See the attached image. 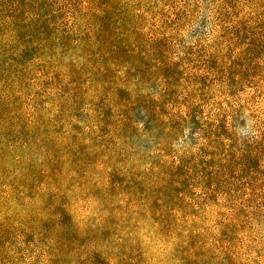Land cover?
I'll return each instance as SVG.
<instances>
[{
  "label": "rangeland",
  "instance_id": "obj_1",
  "mask_svg": "<svg viewBox=\"0 0 264 264\" xmlns=\"http://www.w3.org/2000/svg\"><path fill=\"white\" fill-rule=\"evenodd\" d=\"M0 264H264V0H0Z\"/></svg>",
  "mask_w": 264,
  "mask_h": 264
},
{
  "label": "clouds",
  "instance_id": "obj_2",
  "mask_svg": "<svg viewBox=\"0 0 264 264\" xmlns=\"http://www.w3.org/2000/svg\"><path fill=\"white\" fill-rule=\"evenodd\" d=\"M160 247H163V245H160Z\"/></svg>",
  "mask_w": 264,
  "mask_h": 264
}]
</instances>
